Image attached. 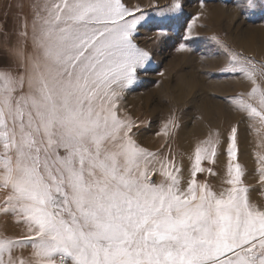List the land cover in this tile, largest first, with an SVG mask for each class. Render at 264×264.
<instances>
[{"label": "snow or ice", "instance_id": "6c2138e0", "mask_svg": "<svg viewBox=\"0 0 264 264\" xmlns=\"http://www.w3.org/2000/svg\"><path fill=\"white\" fill-rule=\"evenodd\" d=\"M235 4L264 19V0ZM194 25L184 0H0V264H264V155L257 201L241 122L210 128L185 164L176 111L154 149L152 121L123 103L152 59L141 30H183L190 51ZM213 40L221 74L250 88L234 110L264 128V58Z\"/></svg>", "mask_w": 264, "mask_h": 264}, {"label": "rangeland", "instance_id": "374dc122", "mask_svg": "<svg viewBox=\"0 0 264 264\" xmlns=\"http://www.w3.org/2000/svg\"><path fill=\"white\" fill-rule=\"evenodd\" d=\"M138 2L151 12L157 4L164 5L168 0ZM184 15L188 21L195 20L194 38L188 41L190 51L179 50V44L184 42L183 30L180 34L171 31L160 39L155 38L154 30H141L138 42L152 53V59L147 66L148 70L140 74L139 81L127 92L124 106L134 116L152 121L151 127L143 132V137L154 149L163 143V138L156 137L154 132L169 116L170 110L176 111L182 117L183 127L173 148L185 154V164L188 163L187 155L194 145L188 152L182 150V145L203 138L210 128L226 133L232 124L240 121L241 130L248 135L247 139L241 138L244 141L243 145L240 144L239 156L240 162L248 167L245 183L251 186L253 198L261 201L257 154L264 155V128L256 122L249 124L234 110L232 98H240L245 90L241 87L240 79L221 74L225 56L217 54L219 49L213 37L237 50L256 56L258 60L262 59L264 45L260 44L259 39L257 43H249V34L252 31L263 34L264 19L259 14H242L236 7L235 0H184ZM193 77L196 87L189 89L185 85ZM185 92H191L190 96H184ZM221 97L225 99H220ZM206 100L217 106L216 114L208 123L202 120L199 113ZM222 114L226 115L225 119L221 118ZM225 163L226 156L221 155L216 168L221 175ZM204 166H208L207 162ZM199 178L214 184L219 182L218 177L207 174H199Z\"/></svg>", "mask_w": 264, "mask_h": 264}, {"label": "bare ground", "instance_id": "6f19581e", "mask_svg": "<svg viewBox=\"0 0 264 264\" xmlns=\"http://www.w3.org/2000/svg\"><path fill=\"white\" fill-rule=\"evenodd\" d=\"M260 31H252L249 34V43H253L254 41L257 43L258 39L260 41V44L264 45V32L263 34L259 33ZM247 35V34H246ZM254 42V43H255ZM240 84L241 87L246 91V90H250L248 83H246V81L240 80ZM189 89H193L194 87H196V83H195V77H193V79H191V81H189L188 83H186V85ZM186 94L184 96H190L189 94H191V92H185ZM207 93V92H206ZM183 99L188 100L187 97H183ZM217 111V106H215L213 103H211L210 100H206L203 103V106L200 108L199 113L200 116L202 118V120H204L205 122L208 123V120L216 114L215 112ZM191 116V115H190ZM192 117V116H191ZM222 119L226 118V115L222 114L221 115ZM192 119V118H191ZM190 120V118L188 119ZM244 131V130H243ZM200 132V130H199ZM198 131L196 133H199ZM186 135V133H185ZM189 140V139H188ZM192 140V139H191ZM244 140H241V144L243 143ZM153 142V141H152ZM151 142V143H152ZM150 143V144H151ZM195 142L189 141L186 142V145H182V150H185V152H188L189 150L192 149L193 145ZM191 145V146H190ZM243 145V144H242Z\"/></svg>", "mask_w": 264, "mask_h": 264}, {"label": "crops", "instance_id": "0c3cea01", "mask_svg": "<svg viewBox=\"0 0 264 264\" xmlns=\"http://www.w3.org/2000/svg\"><path fill=\"white\" fill-rule=\"evenodd\" d=\"M245 138V139H247L248 138V135H247V133L245 134V131H243V130H241V138ZM247 141V140H246ZM246 167V169L248 168L247 166H245ZM247 172H248V170H247Z\"/></svg>", "mask_w": 264, "mask_h": 264}]
</instances>
